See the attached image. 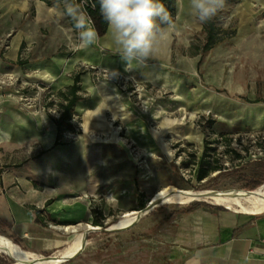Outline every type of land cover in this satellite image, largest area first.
<instances>
[{"label":"rangeland","instance_id":"1","mask_svg":"<svg viewBox=\"0 0 264 264\" xmlns=\"http://www.w3.org/2000/svg\"><path fill=\"white\" fill-rule=\"evenodd\" d=\"M58 4L0 0V129L12 136L0 141V149L43 148L37 138L25 139L47 134L49 116L58 118L63 110L55 93L73 83V73L89 70L80 78L81 99L70 106L75 129L64 131V144L51 149L62 199L71 204L64 211L75 216L68 221L77 230L63 248L43 257L63 252L86 224L94 225L93 217L102 222L94 226L115 224L165 186L209 196L253 190L250 179L264 182V103L254 102L264 99V0H225L217 23L235 35L202 57L189 54L190 44L204 38L202 24L190 15L187 0H176L168 40L154 59L131 68L107 33L88 47L99 64L90 53L70 67L69 59L83 49L63 0ZM225 137L233 138L230 148ZM205 145L210 160L225 168L198 180ZM194 202L159 204L139 228L92 235L88 251L57 264H169L160 243L163 215L185 212ZM248 205L253 203L233 195L229 209L246 211ZM61 222L54 220L59 229L66 226Z\"/></svg>","mask_w":264,"mask_h":264},{"label":"crops","instance_id":"2","mask_svg":"<svg viewBox=\"0 0 264 264\" xmlns=\"http://www.w3.org/2000/svg\"><path fill=\"white\" fill-rule=\"evenodd\" d=\"M52 122L47 132H54L50 145L42 141L46 134L25 139L37 138L44 145L37 150L0 149V234L39 254L63 248L75 232L64 229L74 224L68 220L75 216L64 211L71 204H64L58 185L51 152L57 127ZM59 219L66 225L60 229L54 223ZM160 235L169 264H264V208L253 213L225 207L166 213ZM144 264L151 263L145 259Z\"/></svg>","mask_w":264,"mask_h":264},{"label":"clouds","instance_id":"3","mask_svg":"<svg viewBox=\"0 0 264 264\" xmlns=\"http://www.w3.org/2000/svg\"><path fill=\"white\" fill-rule=\"evenodd\" d=\"M63 3V14L71 18L78 32V48L94 45L99 33L92 18L80 3L72 0H63ZM98 4L115 53L129 68L133 63L145 65L154 59L169 38L167 29L173 26L172 16L163 0H98ZM187 6L193 18L206 24L224 8L225 0H187Z\"/></svg>","mask_w":264,"mask_h":264},{"label":"trees","instance_id":"4","mask_svg":"<svg viewBox=\"0 0 264 264\" xmlns=\"http://www.w3.org/2000/svg\"><path fill=\"white\" fill-rule=\"evenodd\" d=\"M40 1L44 2L47 6H52L54 4L60 3L61 0H40ZM72 2L80 3L82 5L83 9L92 18V21L94 22V26L97 29V32L99 33V37L103 36L107 32L106 23L102 19L100 12H99L98 0H72ZM163 3L165 4L166 8L171 13L172 21H173V18L176 15V0H163ZM93 5H95V7ZM71 24L73 25V21H71ZM202 31L204 33V38L200 42V44H196L195 42H192L190 44L189 46L190 55H193V56L200 55L202 57L203 54H205L206 52H208L215 46L222 44L224 41L228 40L229 38L235 35V29L231 27L223 28L220 25H218L216 16L208 23L202 24ZM17 63L22 64L23 62H17ZM88 71L89 70L82 69L81 71L73 73L71 76L73 83L67 86L65 89H59L55 93V96L58 99V105L63 109L58 118L54 116H49L50 119L55 123L57 127V138L54 144L55 146L64 144L61 141L62 133L64 131H74L75 129L73 121H72L73 111L70 108V106L76 100L81 99L80 78L83 74L87 73ZM254 102L264 103V99L257 98L254 100ZM224 142H225L226 147L230 148L233 142V138L225 137ZM208 149H209V146L205 145V151H204L203 157L201 161L198 163V167L196 170V178L198 180L203 179L210 172L222 170L223 168H225L222 166V164H220L219 159L210 160L209 158L210 156L207 153ZM231 151L234 153L237 159L243 158V155L241 154L240 150L232 148ZM262 182L263 181L261 180L250 179L247 182V185L249 188L255 190L259 186H261ZM144 207H145V204L141 203V208H144ZM200 207L210 208L213 210L224 208L222 206H219V207L208 206L205 204V202L198 201V202H194L191 205V207L187 209L185 212H191L194 209H197ZM92 223L94 225H102V222L96 216L93 217ZM0 264H8L7 258L0 255Z\"/></svg>","mask_w":264,"mask_h":264},{"label":"bare ground","instance_id":"5","mask_svg":"<svg viewBox=\"0 0 264 264\" xmlns=\"http://www.w3.org/2000/svg\"><path fill=\"white\" fill-rule=\"evenodd\" d=\"M90 53H93L94 55H96V57H99L98 60L96 61V63L99 64L100 56L98 55V53H94V50L92 48H85L83 49V52L77 53L72 58L69 59L70 61L69 66L71 67L77 60L86 61L85 59L86 55ZM56 60L62 62L63 58L57 57ZM84 82L87 83L88 79L87 78L84 79ZM75 107L79 110H83V108L80 107L79 105H75ZM11 138L12 136L9 132L0 129V141L3 140L8 141ZM53 139H54V132L49 131L47 136L42 138V141L45 145H50L53 142ZM163 192H174V193L159 199V204H166V203L176 204V203L188 202L191 200H197V198H192L191 196L183 195L194 192L193 190L183 189L172 185L165 186L160 190H158L156 193L153 194L150 200H154V198L158 197ZM176 192L180 194H177ZM233 195H235L236 198H240V197L246 198L250 203H253V205H248L243 207L244 210L246 211L259 212L264 208V182L261 186H259L255 190H249L246 189L245 187H239L232 191H228L225 194L209 195V198L218 204L230 207L231 197H233ZM145 212H146L145 208L126 212L123 215L121 221L125 222L130 226L135 225L141 219H143ZM93 226L94 225L86 224L85 230L83 232H80L64 250L79 251L84 249L90 238L89 229H91ZM64 229L66 230L70 229L76 231L77 227L71 228L70 226H66L64 227ZM0 253L10 257L14 262L13 264H38L43 260V256L41 254L34 252L32 250L23 249L17 243H15L12 240V238L4 234H0Z\"/></svg>","mask_w":264,"mask_h":264},{"label":"water","instance_id":"6","mask_svg":"<svg viewBox=\"0 0 264 264\" xmlns=\"http://www.w3.org/2000/svg\"><path fill=\"white\" fill-rule=\"evenodd\" d=\"M172 193L174 192H163L158 197L154 198V200H150L149 203L145 206L146 212H145L143 219H141L137 224L130 226L126 224L125 222L119 221L115 224H111L106 227L93 226L91 229H89L90 238L88 240L86 247L82 250H79L77 255H73V251L71 250H64L63 252H58L57 254H51L49 256L43 257V260L38 264H56V263H59L61 259L66 260V259H71V258L79 257L83 255L86 251H88V249L90 248L92 244V238H91L92 235L96 236V235L103 234V233L134 230V229L139 228L143 224V222L150 217L154 208L157 205H159V199L164 198L165 196L172 194ZM177 194H180V193H177ZM183 195L191 196L192 198H197L198 201H205L207 199H210L208 195L198 193V192H191V193L183 194Z\"/></svg>","mask_w":264,"mask_h":264},{"label":"built area","instance_id":"7","mask_svg":"<svg viewBox=\"0 0 264 264\" xmlns=\"http://www.w3.org/2000/svg\"><path fill=\"white\" fill-rule=\"evenodd\" d=\"M260 138L262 139V142H264V136H260ZM251 213H253V212H251Z\"/></svg>","mask_w":264,"mask_h":264}]
</instances>
